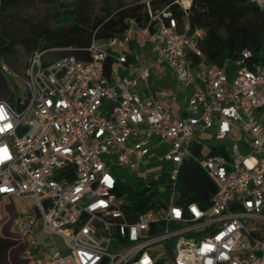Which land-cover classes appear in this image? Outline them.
I'll return each instance as SVG.
<instances>
[{"label":"built area","instance_id":"built-area-1","mask_svg":"<svg viewBox=\"0 0 264 264\" xmlns=\"http://www.w3.org/2000/svg\"><path fill=\"white\" fill-rule=\"evenodd\" d=\"M251 2L264 13V0ZM192 3L175 2L180 25L148 1L153 29L129 20L122 35L82 49L85 59L35 53L23 77L1 59L23 94L0 100V197L33 202L35 214L11 221L29 264H264V58L252 63L246 50L211 66ZM137 33L147 67L130 61ZM165 65L176 88L160 98L152 73ZM187 162L216 188L206 207L179 203ZM120 170L137 173L138 187L127 191ZM39 229L63 247L41 243Z\"/></svg>","mask_w":264,"mask_h":264},{"label":"trees","instance_id":"trees-1","mask_svg":"<svg viewBox=\"0 0 264 264\" xmlns=\"http://www.w3.org/2000/svg\"><path fill=\"white\" fill-rule=\"evenodd\" d=\"M152 12L167 8L172 17L183 23L184 11L175 2L177 0H149ZM42 3L49 9L53 24L43 19L36 25V37H24L16 40L4 33L1 26L4 18L13 17L10 10L18 6L30 7ZM135 20L141 27L153 29L146 3L133 2L123 4L121 0H2L0 5V61L10 57L17 61L16 47H22L27 54H35L51 49H72L51 54H59L60 58L75 56L87 58L82 50L93 40L104 44L116 36L122 35L128 21ZM189 21L192 29H204L205 40L201 49L211 66L221 67L225 61L234 62L241 58L246 50L253 53L252 63L264 58V13L251 0H193L189 10ZM134 43L132 44V49ZM80 49V50H78ZM132 57L130 61H135ZM29 64V63H28ZM13 68V63H9ZM24 74L20 76H24ZM10 68V69H11ZM112 62H106V74L109 75ZM12 70V69H11ZM14 72V71H13ZM12 92V91H11ZM8 89L7 79L0 67V100L9 99L15 104L16 96ZM181 191L183 198L180 204L198 203L206 207L216 192V188L205 173L194 163L187 162L181 173ZM10 201L5 197H0ZM141 204V194L136 195ZM17 216L8 217L10 222ZM12 233V232H11ZM13 234V233H12ZM14 235V234H13ZM13 244L0 246V255L11 250L20 256L23 264H29L24 258L26 243L18 236ZM8 258L3 257L2 264Z\"/></svg>","mask_w":264,"mask_h":264},{"label":"rangeland","instance_id":"rangeland-1","mask_svg":"<svg viewBox=\"0 0 264 264\" xmlns=\"http://www.w3.org/2000/svg\"><path fill=\"white\" fill-rule=\"evenodd\" d=\"M148 1L149 0H121V3H147ZM9 14L13 17L4 18V25L1 26V28L4 29L5 34L16 40L22 39L24 37H36L35 32H37V29L35 27L45 18L48 19L49 26H52L53 24V17L50 15L48 7L42 3H37L30 7L18 6L14 9H11ZM138 51L139 49L134 51L136 61H139L140 57V53H138ZM16 53L18 62L12 60L10 57H5L4 63L9 68H11L9 63H13V68H11L12 71L23 75L26 66L34 54H27L20 46L16 47ZM60 56L61 55L59 54H49L45 58L49 61H53L57 58H60ZM166 76L165 79L163 78L159 84L169 89L171 88L169 86L172 85L171 82H173V80L169 72L166 73ZM7 85L10 92L14 91L16 93V97H19L23 94V83L21 80L16 81L14 77H12L9 81L7 80ZM12 93L13 92H11V94ZM6 101L10 103L9 99H6ZM206 152H209L208 147ZM156 166H158V164L151 163L149 167L153 168ZM117 176L122 181L127 191H130L132 188H137L140 182L137 173H132L129 170L126 172H124V170H120L118 171ZM21 213L29 215L35 214L33 202L29 200H15L10 202L0 198V246L13 244V240H16V237L11 233L10 222L7 221V219L8 217H12L13 215H18ZM40 240L46 241L48 243H56L58 246H62L63 244L59 238L45 239L44 236H40ZM14 251L15 250L13 249L8 252V254L0 255V264H2L3 257L5 256L8 258L6 264H23L20 256H17Z\"/></svg>","mask_w":264,"mask_h":264},{"label":"crops","instance_id":"crops-1","mask_svg":"<svg viewBox=\"0 0 264 264\" xmlns=\"http://www.w3.org/2000/svg\"><path fill=\"white\" fill-rule=\"evenodd\" d=\"M134 47L135 48L133 49V51L139 49L138 53H140L139 61H136V60L134 61L135 66L147 67L150 60H151V55H149L150 46L148 45V43H146L143 40V38L139 35V33H137V35H136ZM140 51H142V52H140ZM165 66H163L159 70H156L152 73V79H153L154 84H155V89H156V92L160 98H166L168 92L171 90H174L176 88V83H175V80L173 78H172L173 82H171L172 85L169 86L171 88H169V89L166 88L165 86L159 84L163 78L165 79L166 73L168 72V69ZM131 75H135V73H132ZM192 94H193V87L184 88L180 91L178 101H177V105H176L177 112L180 116H183L185 108L187 106V101L192 96ZM40 236H44L45 239H49L39 229V232H38L39 241L41 243H43L44 245H47V246L53 244V243H48L46 241L40 240ZM60 247H63V245Z\"/></svg>","mask_w":264,"mask_h":264}]
</instances>
